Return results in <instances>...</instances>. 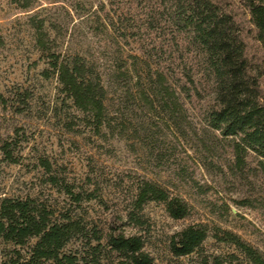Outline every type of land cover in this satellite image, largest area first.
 <instances>
[{
  "label": "rangeland",
  "instance_id": "obj_1",
  "mask_svg": "<svg viewBox=\"0 0 264 264\" xmlns=\"http://www.w3.org/2000/svg\"><path fill=\"white\" fill-rule=\"evenodd\" d=\"M103 1L0 0V93L7 100L0 104V147L5 141H15L14 156L19 157L18 164H9L0 151V198H38L99 227L121 218L120 230L125 235L143 236L153 264H195V256H171L167 237L200 222L231 231L264 254V167L251 153L237 166L231 143L206 129L201 103H185L184 125L175 128L164 113L141 102L135 82L144 81L147 59L132 36L125 43L107 27L100 11ZM144 7L143 12L148 5ZM137 12L145 44H156L151 69L179 79L176 47L167 32L156 21L150 26V18ZM237 21L243 32L250 28L240 12ZM39 29L48 51L62 56L78 54L101 75L108 110L117 124L114 134L104 130V135H94L83 123L82 114L60 93L56 77L42 74L49 66L47 53L37 44ZM245 41L250 51L257 49L251 38L245 37ZM177 51L182 54L180 47ZM199 58L195 52L189 53L187 69L196 71ZM168 79L174 82L171 76ZM195 79L200 95L208 99L209 82L201 74ZM261 85L264 87V79ZM122 128L120 138L116 134ZM40 157L47 158L54 173L73 184L75 191L98 186L103 203H72L45 182L38 166ZM142 179L185 201L189 216L173 220L163 205L150 202L140 212L146 224L141 228L127 225L125 216ZM9 248L0 240V260ZM75 248L79 242L66 249ZM203 250L217 255L234 251L212 238L205 241Z\"/></svg>",
  "mask_w": 264,
  "mask_h": 264
},
{
  "label": "trees",
  "instance_id": "obj_2",
  "mask_svg": "<svg viewBox=\"0 0 264 264\" xmlns=\"http://www.w3.org/2000/svg\"><path fill=\"white\" fill-rule=\"evenodd\" d=\"M146 4L148 8L143 12ZM138 10L150 18V26L153 21L162 26L175 45L179 79L151 69L150 61L157 55L156 44H145ZM100 11L107 27L125 43L132 36L140 54L147 59L144 81L139 78L135 82L146 107L164 113L175 128H180L184 125V104L193 100L201 103L206 129L231 143L237 166L251 153L264 167V0H104ZM238 12L247 17L250 28L245 32L237 21ZM38 33L37 44L48 59L49 68L42 72L45 78L56 77L60 93L82 114L83 123L94 135H104V130L114 134L117 124L108 110L107 90L93 64L78 54L51 53L40 29ZM245 37L256 43L254 52ZM178 47L182 54H178ZM191 52L200 57L194 72L185 66V58ZM198 74L210 84L208 99L200 95L195 79ZM170 76L173 83L169 82ZM19 101L26 103L25 99ZM6 103L0 93V104ZM117 133L121 138L124 129ZM12 142L15 141H5L0 151L3 161L18 164L19 157L14 156L18 145ZM38 166L45 174V182L75 205L101 201L98 186L90 191H75L73 184L54 173L47 158H38ZM150 202L163 205L176 221L190 214L185 201L157 183L142 179L136 185L126 224L143 227L146 221L140 212ZM121 226V218L99 227L72 215L69 209H57L38 198L4 196L0 198V240L10 248L4 251L0 264H153L143 236L125 235ZM209 238L234 251L223 255L206 253L203 244ZM73 242H79V248L67 250ZM167 248L175 258L195 256V264H264V254L239 235L201 222L169 235Z\"/></svg>",
  "mask_w": 264,
  "mask_h": 264
}]
</instances>
